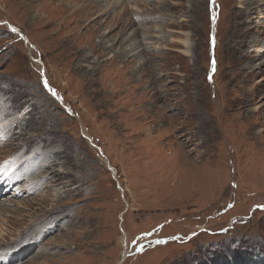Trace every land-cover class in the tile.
Wrapping results in <instances>:
<instances>
[{"label":"rangeland","instance_id":"374dc122","mask_svg":"<svg viewBox=\"0 0 264 264\" xmlns=\"http://www.w3.org/2000/svg\"><path fill=\"white\" fill-rule=\"evenodd\" d=\"M65 1L0 0V264H264V0Z\"/></svg>","mask_w":264,"mask_h":264},{"label":"bare ground","instance_id":"6f19581e","mask_svg":"<svg viewBox=\"0 0 264 264\" xmlns=\"http://www.w3.org/2000/svg\"><path fill=\"white\" fill-rule=\"evenodd\" d=\"M66 2V6H65V10H69L71 11L72 13L70 14V17H73V16H76L78 15L79 13H86L88 10H90L91 8H98L97 4H92V3H89L87 5H82L81 7L77 6L78 4V0H68V1H65ZM79 7V8H78ZM87 10V11H86ZM85 15V14H84ZM36 19L39 21H41V18L39 16H37V14L35 15ZM53 19V18H52ZM66 21V20H65ZM64 21V22H65ZM51 23H54L56 22L54 19L53 20H50Z\"/></svg>","mask_w":264,"mask_h":264},{"label":"snow or ice","instance_id":"6c2138e0","mask_svg":"<svg viewBox=\"0 0 264 264\" xmlns=\"http://www.w3.org/2000/svg\"><path fill=\"white\" fill-rule=\"evenodd\" d=\"M212 2L214 3L215 0H212ZM213 65H215V61H213ZM44 84H45L46 87H48V82H47V80L44 81ZM48 90L52 93V95H53L54 97L57 96V93L55 92L54 89H52V88L49 87Z\"/></svg>","mask_w":264,"mask_h":264}]
</instances>
